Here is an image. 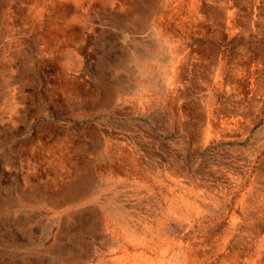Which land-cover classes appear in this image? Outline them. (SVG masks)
I'll return each instance as SVG.
<instances>
[{
	"label": "rangeland",
	"instance_id": "374dc122",
	"mask_svg": "<svg viewBox=\"0 0 264 264\" xmlns=\"http://www.w3.org/2000/svg\"><path fill=\"white\" fill-rule=\"evenodd\" d=\"M179 263L264 264V0H0V264Z\"/></svg>",
	"mask_w": 264,
	"mask_h": 264
},
{
	"label": "bare ground",
	"instance_id": "6f19581e",
	"mask_svg": "<svg viewBox=\"0 0 264 264\" xmlns=\"http://www.w3.org/2000/svg\"><path fill=\"white\" fill-rule=\"evenodd\" d=\"M181 261V260H180ZM182 262V261H181ZM180 264V263H179ZM183 264V263H182Z\"/></svg>",
	"mask_w": 264,
	"mask_h": 264
}]
</instances>
